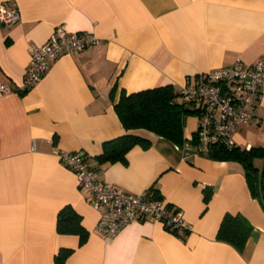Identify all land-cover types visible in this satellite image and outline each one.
Segmentation results:
<instances>
[{
	"label": "crops",
	"instance_id": "1",
	"mask_svg": "<svg viewBox=\"0 0 264 264\" xmlns=\"http://www.w3.org/2000/svg\"><path fill=\"white\" fill-rule=\"evenodd\" d=\"M15 2L19 20L0 24V264H264V209L243 166L215 160L193 146L197 118L187 116L180 145L145 129L150 141L123 160L98 163L103 142L121 136L114 110L120 93L163 85L179 91L209 70L264 55V0H0ZM88 32L96 45L61 54L29 90L21 92L28 46L42 45L55 26ZM114 87L113 96L110 91ZM256 116L233 134L241 148L264 147V91ZM264 140V139H263ZM259 142V143H258ZM79 151L99 180L138 194L155 191L190 224L178 234L156 220H135L110 241L95 231L97 213L56 151ZM257 168L262 159L254 160ZM208 194V200L204 197ZM71 206L87 231L60 234V209ZM225 213L250 223L243 249L218 241Z\"/></svg>",
	"mask_w": 264,
	"mask_h": 264
},
{
	"label": "built area",
	"instance_id": "2",
	"mask_svg": "<svg viewBox=\"0 0 264 264\" xmlns=\"http://www.w3.org/2000/svg\"><path fill=\"white\" fill-rule=\"evenodd\" d=\"M18 20L19 9L15 2H10L9 8L0 4V24L11 25ZM98 42L99 38L93 33H70L64 24H58L42 45L28 46L29 62L21 92L31 89L59 55H76ZM12 91V88L0 84V93ZM263 91L264 55L251 64L237 59L228 66L200 74L194 83L183 86L178 99L189 114L197 118L193 140L195 151L209 154L214 146L237 147L233 134L256 116L255 108ZM55 154L59 162L74 174L77 186L87 194L98 216L95 231L104 241H110L135 220L151 219L161 222L165 228L190 231L191 226L181 210L163 203L152 190L146 189L138 194L125 192L114 183L99 180L81 152L62 150Z\"/></svg>",
	"mask_w": 264,
	"mask_h": 264
},
{
	"label": "trees",
	"instance_id": "3",
	"mask_svg": "<svg viewBox=\"0 0 264 264\" xmlns=\"http://www.w3.org/2000/svg\"><path fill=\"white\" fill-rule=\"evenodd\" d=\"M113 92L114 87L110 91V97L113 96ZM178 98L179 91H175L171 85L158 86L129 94L121 92L114 105V110L127 133L103 142L102 152L95 158L97 162L120 161L133 146H149L148 139L128 133V131L137 129H145L180 145L184 140V120L190 114ZM209 157L215 160L239 162L243 166L251 196L264 209V147L252 146L246 149L239 146L233 148L214 146L210 149ZM255 159H262L260 168L255 167ZM153 194L159 198L155 191ZM204 199L208 200V194ZM165 229L178 234L176 230ZM251 230L250 223L241 214L225 213L217 229L216 239L230 244L240 252L245 246ZM56 231L60 234H77L80 243L85 240L87 235V231L81 224L80 215L69 205L63 206L58 212ZM69 253V249H59L53 257V264H63Z\"/></svg>",
	"mask_w": 264,
	"mask_h": 264
},
{
	"label": "rangeland",
	"instance_id": "4",
	"mask_svg": "<svg viewBox=\"0 0 264 264\" xmlns=\"http://www.w3.org/2000/svg\"><path fill=\"white\" fill-rule=\"evenodd\" d=\"M193 116V115H192ZM264 132H262L258 137H257V141L263 142L264 140ZM259 143V142H258ZM260 160V159H257Z\"/></svg>",
	"mask_w": 264,
	"mask_h": 264
}]
</instances>
